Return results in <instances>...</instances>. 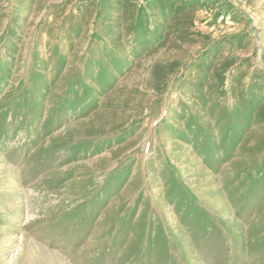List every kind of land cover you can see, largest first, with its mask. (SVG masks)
Masks as SVG:
<instances>
[{"label": "rangeland", "instance_id": "rangeland-1", "mask_svg": "<svg viewBox=\"0 0 264 264\" xmlns=\"http://www.w3.org/2000/svg\"><path fill=\"white\" fill-rule=\"evenodd\" d=\"M0 264H264V0H0Z\"/></svg>", "mask_w": 264, "mask_h": 264}]
</instances>
